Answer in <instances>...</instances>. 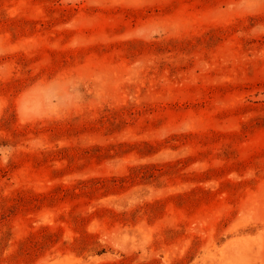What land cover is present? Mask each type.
Listing matches in <instances>:
<instances>
[{
	"label": "rangeland",
	"instance_id": "374dc122",
	"mask_svg": "<svg viewBox=\"0 0 264 264\" xmlns=\"http://www.w3.org/2000/svg\"><path fill=\"white\" fill-rule=\"evenodd\" d=\"M0 264H264V0H0Z\"/></svg>",
	"mask_w": 264,
	"mask_h": 264
}]
</instances>
